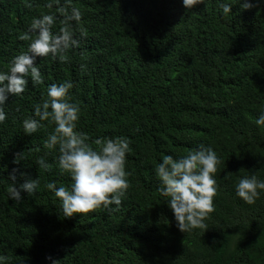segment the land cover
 I'll return each mask as SVG.
<instances>
[{
	"label": "trees",
	"instance_id": "trees-1",
	"mask_svg": "<svg viewBox=\"0 0 264 264\" xmlns=\"http://www.w3.org/2000/svg\"><path fill=\"white\" fill-rule=\"evenodd\" d=\"M46 2L0 0V70L27 50L20 36L32 18L55 10ZM229 2L232 12L222 16L217 0L190 11L182 0H73L84 13V34L74 22L79 47L68 49L66 62L37 57L44 82L29 80L22 95H9L0 123V254L7 264H50L49 256L57 264H264V194L254 204L235 194L240 176L264 179V126L255 124L264 110V0H251L249 9ZM61 26L58 19L53 31ZM64 80L73 81L72 102L82 110L77 130L90 143L120 135L131 141L130 187L111 210L65 217L44 184L67 186L70 176L36 164L55 125L23 131L48 85ZM200 144L221 159L215 211L207 230L184 233L158 192L155 166ZM14 169L17 184L39 177L40 190L9 199Z\"/></svg>",
	"mask_w": 264,
	"mask_h": 264
},
{
	"label": "clouds",
	"instance_id": "clouds-1",
	"mask_svg": "<svg viewBox=\"0 0 264 264\" xmlns=\"http://www.w3.org/2000/svg\"><path fill=\"white\" fill-rule=\"evenodd\" d=\"M235 2L242 9L254 7L251 0ZM201 3H205V0H182L183 6L189 11ZM217 5L222 16L232 12L233 3L229 0H217ZM45 7L55 10L41 12L32 18L28 30L20 36L29 41L27 50L15 55L7 70H0V123L7 119L5 105L9 95H22L29 80L33 85L44 82V76L35 63L37 57L51 55L53 59L66 62L69 60L68 49L80 45L74 22L81 25L80 32L84 34V13L73 5V0H47ZM58 19L62 26L53 31ZM73 86L71 80L48 85L46 98L37 102L33 114L22 121L23 131L29 135L44 128V121L55 125L44 140L46 151L37 157L36 164L44 172L50 173L55 167L60 173L70 176L71 182L67 186L61 184L57 187L55 180L44 184L59 198L65 217L100 208L111 210L112 205H121L130 187L131 176L126 168L131 144L128 137H97L90 143L89 135L77 130L82 110L78 103L72 102L70 90ZM255 124L264 126V110L256 117ZM53 151L58 153L54 163L47 159ZM20 154L15 156L16 163L22 160ZM220 163V157L211 146L200 144L178 159L164 155L162 161L156 164L155 172L160 181L158 192L166 198L168 207L174 213L176 227L181 232L209 228L206 218L215 211L214 197L219 187L215 174ZM16 171L14 169L10 174L12 183L7 186L9 199L21 201L24 193L35 195L41 188V179L29 177L17 184ZM26 175L20 173L21 177ZM235 194L247 204H254L264 194V179L255 173L240 176L235 183ZM9 259L0 254V264H7ZM47 259L50 264L58 262L51 256Z\"/></svg>",
	"mask_w": 264,
	"mask_h": 264
}]
</instances>
